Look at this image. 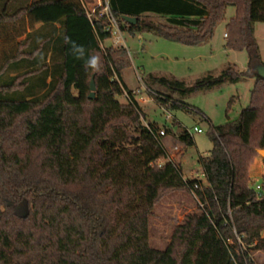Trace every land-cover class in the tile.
Returning a JSON list of instances; mask_svg holds the SVG:
<instances>
[{
    "label": "trees",
    "instance_id": "1",
    "mask_svg": "<svg viewBox=\"0 0 264 264\" xmlns=\"http://www.w3.org/2000/svg\"><path fill=\"white\" fill-rule=\"evenodd\" d=\"M109 3L123 32L189 46L209 43L235 7L226 45L250 53L246 71L229 64L190 85L149 73L145 84L168 110L184 106L174 94L254 77L250 102L238 119L210 125L213 146L199 157L204 179H186L122 80L129 50L102 45L111 38L105 16L90 19L80 0H0V24L28 18L30 26L0 63V264H259L252 253L264 250V184L256 189L250 166L264 149V75L252 67L262 62L255 30L264 0ZM66 34L103 58L102 74L85 72ZM178 137L194 144L187 129ZM175 191L192 193L200 207L173 228L165 250L156 249L150 217Z\"/></svg>",
    "mask_w": 264,
    "mask_h": 264
},
{
    "label": "rangeland",
    "instance_id": "2",
    "mask_svg": "<svg viewBox=\"0 0 264 264\" xmlns=\"http://www.w3.org/2000/svg\"><path fill=\"white\" fill-rule=\"evenodd\" d=\"M234 15L235 7L229 6L225 19L217 25L211 41L199 46L169 41L150 32L135 34L123 32L132 65L122 70V80L146 112L144 122L156 123L160 128L165 126L172 130L165 134L163 144L166 150H169L167 151L170 152V158L180 164L186 179L198 177L204 179L199 157L208 155L213 146L209 134L210 125H220L238 119L242 109L250 102V92L255 78L246 77L237 83H224L185 97L174 94L184 106L168 110L162 108L152 96L155 92L148 90L145 81H148V74L153 73L168 78L176 77L190 85L208 71L218 74L229 64L236 65L240 71H246L251 59L250 53L226 45V24ZM29 27L28 18L16 24H0V63L3 56L14 49L16 42L24 38L22 32L29 31ZM255 37L261 61L264 62V22L256 23ZM102 45L122 46L115 42V37L105 40ZM262 62L252 61L253 69L260 75H264ZM95 91L96 86L94 93ZM232 98L234 101L229 105ZM119 99L123 103L129 101L125 95ZM188 105L195 111L187 109ZM195 126L203 131L201 133L193 131ZM183 129L192 132L194 144L185 145L179 139L178 133ZM175 146H179V149ZM250 177L254 186L264 184V155L259 154L255 157L250 166ZM199 207L198 200L187 191H175L164 195L155 205L150 217V245L165 250L173 228L181 224L187 214L197 212ZM262 235L264 236V230ZM252 255L257 263H264V250H256Z\"/></svg>",
    "mask_w": 264,
    "mask_h": 264
},
{
    "label": "built area",
    "instance_id": "3",
    "mask_svg": "<svg viewBox=\"0 0 264 264\" xmlns=\"http://www.w3.org/2000/svg\"><path fill=\"white\" fill-rule=\"evenodd\" d=\"M110 0H80L81 5L83 6L84 10L86 11L88 17L90 19H93L95 14L98 12V15L105 16L107 19V24H106V30L110 32L111 38L115 37V42L118 44H121L122 46H126V41L123 37V31L120 27L119 21L116 18V16L113 14L110 8ZM189 131V130H188ZM195 132L201 133L203 130L200 127L195 126L194 130ZM190 134L192 132L189 131ZM161 135L166 134L165 128H161L160 130ZM177 149V147H175ZM163 161L160 160V164H162ZM261 185L257 184L256 189L260 190Z\"/></svg>",
    "mask_w": 264,
    "mask_h": 264
},
{
    "label": "clouds",
    "instance_id": "4",
    "mask_svg": "<svg viewBox=\"0 0 264 264\" xmlns=\"http://www.w3.org/2000/svg\"><path fill=\"white\" fill-rule=\"evenodd\" d=\"M64 43L69 46V52L74 59L82 61V67L85 72L102 74L104 70L103 58L94 52H91L83 44L72 40L67 34L64 36Z\"/></svg>",
    "mask_w": 264,
    "mask_h": 264
},
{
    "label": "water",
    "instance_id": "5",
    "mask_svg": "<svg viewBox=\"0 0 264 264\" xmlns=\"http://www.w3.org/2000/svg\"><path fill=\"white\" fill-rule=\"evenodd\" d=\"M122 18L125 21L132 23V24L136 23V21H137L136 17H133V16L123 15ZM91 90H92V92L90 94V98H94V96H95V93H94L95 82H94V80H92V82H91ZM259 154L264 155V149H259Z\"/></svg>",
    "mask_w": 264,
    "mask_h": 264
},
{
    "label": "crops",
    "instance_id": "6",
    "mask_svg": "<svg viewBox=\"0 0 264 264\" xmlns=\"http://www.w3.org/2000/svg\"><path fill=\"white\" fill-rule=\"evenodd\" d=\"M90 1V0H89ZM40 24H38V26H39ZM37 26V27H38ZM25 36V35H24ZM163 128V127H162ZM175 147H177V149H179V146H175ZM168 150V149H167ZM169 151V150H168ZM169 154H170V152H169ZM203 174V173H202Z\"/></svg>",
    "mask_w": 264,
    "mask_h": 264
}]
</instances>
